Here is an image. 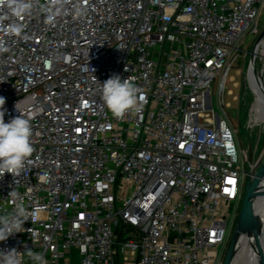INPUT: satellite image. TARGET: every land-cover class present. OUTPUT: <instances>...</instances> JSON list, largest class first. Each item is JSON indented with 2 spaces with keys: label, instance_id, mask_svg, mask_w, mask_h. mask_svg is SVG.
<instances>
[{
  "label": "built area",
  "instance_id": "built-area-1",
  "mask_svg": "<svg viewBox=\"0 0 264 264\" xmlns=\"http://www.w3.org/2000/svg\"><path fill=\"white\" fill-rule=\"evenodd\" d=\"M263 11L264 0H68L49 23L39 9L15 18L0 7L4 119L29 118L35 149L0 179V210L16 189L34 217L0 251L32 249L48 264H223L249 155L222 102L226 118L206 112L205 92L219 77L223 94ZM114 74L143 97L124 119L101 99Z\"/></svg>",
  "mask_w": 264,
  "mask_h": 264
},
{
  "label": "clouds",
  "instance_id": "clouds-1",
  "mask_svg": "<svg viewBox=\"0 0 264 264\" xmlns=\"http://www.w3.org/2000/svg\"><path fill=\"white\" fill-rule=\"evenodd\" d=\"M67 3L68 0H0V7L6 6L8 14L15 18L28 16L39 9L48 22L53 23L57 15L65 13ZM73 10L78 16L88 12L87 8L79 6ZM7 18V15L0 16V21ZM6 31L20 36L24 32V25L9 23ZM5 51L7 49L0 43V53ZM100 94L104 106L117 119H124L131 112H139L143 106L140 89L131 77L121 79L119 75H112L100 83ZM4 105L5 98L0 96V179L5 173L17 177L35 151L31 120L21 114L5 122ZM17 111L20 112L18 108ZM8 199L12 201L11 210H0V241L22 232L24 223L30 218L34 220V217H29L24 199L16 189L10 192ZM25 257L30 264H48L42 253L32 249H26L23 254L16 249L0 251V264H25Z\"/></svg>",
  "mask_w": 264,
  "mask_h": 264
},
{
  "label": "rangeland",
  "instance_id": "rangeland-1",
  "mask_svg": "<svg viewBox=\"0 0 264 264\" xmlns=\"http://www.w3.org/2000/svg\"><path fill=\"white\" fill-rule=\"evenodd\" d=\"M260 19V30L262 31L264 28V11ZM245 35L241 47L242 51L234 62L233 68L226 75L223 94L220 96L218 93L220 78L217 77L214 85L205 92V101L206 112L215 120L216 115H219L220 118H226L221 107L222 102L228 120L236 130L239 150L243 149L248 152L249 162L246 163L245 170L250 173L256 169V164L264 158V98L259 97L250 80V51L253 49L258 35L250 34L248 30ZM245 51L248 53L246 54ZM257 69H259L258 72L264 74V54L259 57ZM250 144H252L254 153L252 160H250ZM238 220L237 218L232 225L231 236ZM245 238L244 253L239 252L234 264L245 263L247 251L251 248L250 237ZM123 257L124 255L121 256V264H128L123 260Z\"/></svg>",
  "mask_w": 264,
  "mask_h": 264
},
{
  "label": "water",
  "instance_id": "water-1",
  "mask_svg": "<svg viewBox=\"0 0 264 264\" xmlns=\"http://www.w3.org/2000/svg\"><path fill=\"white\" fill-rule=\"evenodd\" d=\"M263 41L264 28L250 51V76H252L251 81L254 88L258 87L256 63L259 57L263 55L261 52ZM261 86H263L262 91L264 92V84L262 83ZM252 148V144H250V160L254 154ZM238 219L223 264H234L240 240L244 235L251 238V248L248 251L250 256L251 254L257 255L261 248L264 231V158L256 164L255 170L248 173L245 195Z\"/></svg>",
  "mask_w": 264,
  "mask_h": 264
},
{
  "label": "bare ground",
  "instance_id": "bare-ground-1",
  "mask_svg": "<svg viewBox=\"0 0 264 264\" xmlns=\"http://www.w3.org/2000/svg\"><path fill=\"white\" fill-rule=\"evenodd\" d=\"M261 48H262L261 52H263L262 54H264V41L262 42ZM258 61H259V59L257 60V63H258ZM257 63H256V69H257ZM258 70L259 69L256 70V73H257L256 80H257L258 87L255 89H256L259 97L264 98V92L262 91L263 86H261L262 83L264 84V74L258 72ZM251 79H252V76H250V80ZM251 83H252V81H251ZM234 263H235V261H234ZM244 264H264V231H263V235H262V245H261L260 250L258 251V254L257 255L251 254V256H250L248 253L246 256Z\"/></svg>",
  "mask_w": 264,
  "mask_h": 264
},
{
  "label": "trees",
  "instance_id": "trees-1",
  "mask_svg": "<svg viewBox=\"0 0 264 264\" xmlns=\"http://www.w3.org/2000/svg\"><path fill=\"white\" fill-rule=\"evenodd\" d=\"M257 65H258V63H257Z\"/></svg>",
  "mask_w": 264,
  "mask_h": 264
}]
</instances>
